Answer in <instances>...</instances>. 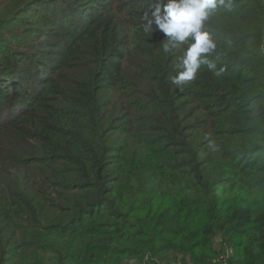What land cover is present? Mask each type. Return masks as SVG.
<instances>
[{
  "label": "trees",
  "instance_id": "obj_1",
  "mask_svg": "<svg viewBox=\"0 0 264 264\" xmlns=\"http://www.w3.org/2000/svg\"><path fill=\"white\" fill-rule=\"evenodd\" d=\"M161 2L0 0V264H264V0L179 87Z\"/></svg>",
  "mask_w": 264,
  "mask_h": 264
},
{
  "label": "clouds",
  "instance_id": "obj_2",
  "mask_svg": "<svg viewBox=\"0 0 264 264\" xmlns=\"http://www.w3.org/2000/svg\"><path fill=\"white\" fill-rule=\"evenodd\" d=\"M224 2L225 0H167L166 3L161 2L155 6L151 11V18L147 12L142 16L141 19L147 21L144 26L146 33L151 31L154 24L166 39L170 38L163 44L165 52L169 51L171 41L188 45L178 65L180 70L171 78L177 87L195 80L204 65L215 72L216 65L208 57L215 51L216 43L210 33L204 30V23ZM215 74L219 75V72ZM209 146L216 150L213 142Z\"/></svg>",
  "mask_w": 264,
  "mask_h": 264
},
{
  "label": "rangeland",
  "instance_id": "obj_3",
  "mask_svg": "<svg viewBox=\"0 0 264 264\" xmlns=\"http://www.w3.org/2000/svg\"><path fill=\"white\" fill-rule=\"evenodd\" d=\"M127 263H128V264H140V263H138V261H131V260L128 261Z\"/></svg>",
  "mask_w": 264,
  "mask_h": 264
}]
</instances>
